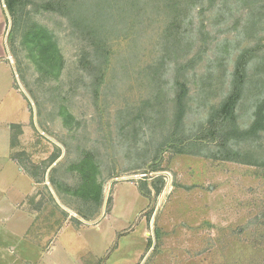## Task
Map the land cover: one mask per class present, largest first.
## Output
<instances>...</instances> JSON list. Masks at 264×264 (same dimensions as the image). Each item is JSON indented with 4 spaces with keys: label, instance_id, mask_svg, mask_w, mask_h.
<instances>
[{
    "label": "rangeland",
    "instance_id": "1",
    "mask_svg": "<svg viewBox=\"0 0 264 264\" xmlns=\"http://www.w3.org/2000/svg\"><path fill=\"white\" fill-rule=\"evenodd\" d=\"M5 1L4 262L264 264V0Z\"/></svg>",
    "mask_w": 264,
    "mask_h": 264
},
{
    "label": "trees",
    "instance_id": "2",
    "mask_svg": "<svg viewBox=\"0 0 264 264\" xmlns=\"http://www.w3.org/2000/svg\"><path fill=\"white\" fill-rule=\"evenodd\" d=\"M5 2H6L5 3L6 8L9 10L10 13H12V2L9 0L8 1L6 0ZM183 2L188 3L183 13L189 10L190 7H195L196 5V0H192V1L190 0H168V3L164 6V9H166L168 12L174 15V19H175L174 25L176 24V22L179 24V22L183 20L182 11L180 10V7L183 6ZM238 75H239V71L237 68L234 74V77H238ZM234 103H235V98L234 96L231 95L230 97H228L224 105V107L226 108L225 115L231 114V107L234 105ZM259 124H260V121L258 119L255 120L250 129H256V127H258ZM226 161H230V160L226 159Z\"/></svg>",
    "mask_w": 264,
    "mask_h": 264
},
{
    "label": "crops",
    "instance_id": "3",
    "mask_svg": "<svg viewBox=\"0 0 264 264\" xmlns=\"http://www.w3.org/2000/svg\"><path fill=\"white\" fill-rule=\"evenodd\" d=\"M2 211V207L0 206V214ZM6 220H1L0 219V224L5 223ZM1 228V227H0ZM16 255V248L14 247H2L0 245V264H6L4 261H9V259H14ZM10 264V263H8Z\"/></svg>",
    "mask_w": 264,
    "mask_h": 264
},
{
    "label": "water",
    "instance_id": "4",
    "mask_svg": "<svg viewBox=\"0 0 264 264\" xmlns=\"http://www.w3.org/2000/svg\"><path fill=\"white\" fill-rule=\"evenodd\" d=\"M2 2H4V0H2Z\"/></svg>",
    "mask_w": 264,
    "mask_h": 264
}]
</instances>
